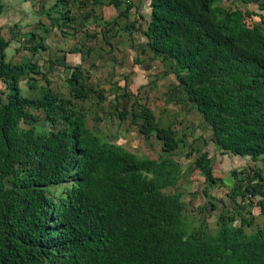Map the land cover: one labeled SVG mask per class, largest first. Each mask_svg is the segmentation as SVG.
<instances>
[{"label": "trees", "instance_id": "16d2710c", "mask_svg": "<svg viewBox=\"0 0 264 264\" xmlns=\"http://www.w3.org/2000/svg\"><path fill=\"white\" fill-rule=\"evenodd\" d=\"M220 1L149 0V21L139 29L148 51L172 63L177 84L219 152L259 160L240 198L264 217V31L245 23L254 13L226 10ZM256 4L264 11V0ZM106 5L124 19L131 8L121 0ZM3 9L0 2V15ZM7 46L0 30L6 90L0 100V264H264V227L245 233L250 220L240 217L236 226L223 213L227 206L206 194L216 182L210 158L202 154L195 164L204 177L202 195L217 211L214 234L189 227L178 196L160 192L172 185L175 163L137 159L89 133L84 115L69 107L71 99L90 93L80 67L67 78L70 99L49 91L26 99L20 78L37 67L5 61ZM26 50L34 56L46 47L38 40ZM28 109L43 113L46 133L18 130L20 122L35 121ZM60 114L64 125L53 129ZM125 115L118 113L120 119ZM138 118V131L145 135L151 127L163 153L182 146L171 128L152 126L149 109L141 107Z\"/></svg>", "mask_w": 264, "mask_h": 264}, {"label": "rangeland", "instance_id": "374dc122", "mask_svg": "<svg viewBox=\"0 0 264 264\" xmlns=\"http://www.w3.org/2000/svg\"><path fill=\"white\" fill-rule=\"evenodd\" d=\"M55 1L0 0L4 7L0 16V30L2 37L8 41L5 61L13 64L31 61L37 67L33 74L26 73L20 78L21 96L26 99L39 98L49 91L66 101L70 99L67 85L70 69L80 67L83 77H86L85 88L90 93L83 100L71 99L69 107L84 115L85 127L100 141L119 145L137 159L152 163L166 159L175 163L176 166H172V185L161 188L160 192L167 196H178L189 227H204L209 234L215 233L217 211L211 210L208 197L227 206V211L223 213L231 214L236 226L240 217L250 220L251 223L243 227L245 233L250 234L264 227V217L258 214L257 208L247 206L240 198L244 183L260 167L259 160L251 161L247 157L219 152L210 141L208 125L177 84L171 62L161 61L160 57L148 53L145 58L147 62H144L146 68L143 62L141 65L135 63L134 56L144 58L142 44H139L138 33L135 32L138 29L130 27L131 21L135 22L137 17L134 18L131 12L127 19L117 17L118 11L106 6L108 0H75L66 5L58 3V6H53ZM260 1L221 0L219 5L226 10L244 11V4ZM62 14L69 20L64 21ZM244 21L248 26L252 25L250 17ZM30 33L36 36L34 41L28 40ZM137 39V43L132 44L135 47L130 48L129 52L130 40ZM38 40L44 43L46 50L30 56L26 49ZM77 51L81 53L80 60ZM154 64L158 67L151 70ZM30 84H33V89L29 88ZM5 94V86L0 81L2 102L5 101ZM99 94L101 99H98ZM134 101L131 110L137 117L131 122L130 108ZM67 107L62 103L61 109L65 111ZM141 107L151 111L152 126L171 128L182 146L165 154L153 137L151 127L147 134H141L138 131ZM123 110L126 115L120 119L118 113ZM27 111L35 117V121L20 122L18 130L46 133L49 127L43 113L34 109ZM63 125L60 114L52 128ZM202 154L211 159V173L216 180L206 189L208 197L202 195L204 177L195 164ZM231 171L235 175H231Z\"/></svg>", "mask_w": 264, "mask_h": 264}, {"label": "crops", "instance_id": "0c3cea01", "mask_svg": "<svg viewBox=\"0 0 264 264\" xmlns=\"http://www.w3.org/2000/svg\"><path fill=\"white\" fill-rule=\"evenodd\" d=\"M75 1V0H74ZM122 2H126L127 4H130L131 5V8H130V10H129V12H131V13H133L134 14V18L135 17H137L135 20V22H134V20L133 21H131L132 23L131 24H133L134 25V28L135 29H138V31H135V32H137L138 34V37H139V44H142V51H143V54H144V58H143V56H141V58H139V56H134L135 57V63H137L138 65H141L142 64V62L144 63V62H147L146 60H145V58L147 59V54L148 53H151V52H149L148 51V49L146 48V46H145V43H146V40H145V38L143 37V36H141V33H140V29H139V27H140V24H141V27H143L144 26V24L145 23H147L148 21H149V0H121ZM56 2V1H55ZM55 2H54V4H55ZM106 6H108V5H106ZM244 6H245V8L246 9H244V11L242 10H240L241 12H255L254 13V15H251L250 16V18H251V24L252 25H256V26H259V27H261L262 29H263V31H264V11H258V6H257V4H253V3H250V4H244ZM112 7V6H111ZM113 8V7H112ZM114 9V8H113ZM115 10V9H114ZM256 10H257V12H256ZM3 13V12H2ZM129 15H130V13L128 14V18H129ZM258 15H261V18H260V16H258ZM1 16V15H0ZM127 19V18H126ZM139 24V25H138ZM251 25V26H252ZM140 27V28H141ZM137 41H138V39L136 40V41H131L130 40V42H132V43H129V47L127 48V46H126V44L124 45V47L125 48H127V50L130 52V48L131 49H133V47H135V45L133 46L132 44H134L135 42L137 43ZM44 44V43H43ZM46 47V46H45ZM141 51V50H140ZM139 51V52H140ZM152 54V53H151ZM77 55H78V58H79V60H80V58H81V53H80V51H77ZM138 55V54H137ZM153 55V54H152ZM154 56V55H153ZM31 62V61H30ZM156 63V62H155ZM144 64H146V63H144ZM147 67V64L145 65V68ZM158 66H157V64H154L153 65V69H151V70H154V69H156ZM71 70V69H70ZM157 72V71H156Z\"/></svg>", "mask_w": 264, "mask_h": 264}]
</instances>
